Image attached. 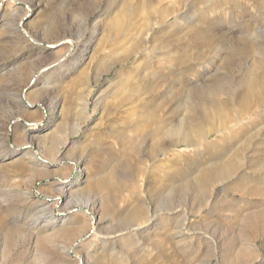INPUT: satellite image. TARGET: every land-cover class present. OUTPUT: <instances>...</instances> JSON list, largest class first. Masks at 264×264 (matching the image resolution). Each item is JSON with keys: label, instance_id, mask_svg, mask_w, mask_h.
<instances>
[{"label": "rangeland", "instance_id": "1", "mask_svg": "<svg viewBox=\"0 0 264 264\" xmlns=\"http://www.w3.org/2000/svg\"><path fill=\"white\" fill-rule=\"evenodd\" d=\"M0 2V264H264V0ZM222 84L184 117L247 121L151 150Z\"/></svg>", "mask_w": 264, "mask_h": 264}, {"label": "bare ground", "instance_id": "2", "mask_svg": "<svg viewBox=\"0 0 264 264\" xmlns=\"http://www.w3.org/2000/svg\"><path fill=\"white\" fill-rule=\"evenodd\" d=\"M1 3L2 2H0V4ZM130 14L131 13L128 14L127 12H125L124 14H122V16L124 15L123 17L119 16V18L115 22H113V25H112V27L109 30L112 33L116 32V34H115L116 37L115 38L118 39L119 37H123V38L129 37V34H127V33L132 28V22H131L132 14L131 15ZM176 18H177V20L180 19L179 16H176ZM165 23H166V18L164 20H161V21H156L155 26H160L161 27V26H164ZM152 30H153V28H150L147 31V33H146L147 37L149 36V34H150V32ZM247 85L248 86L253 85V81H248ZM225 86L226 85L222 84V85H215V86H213L211 88L205 87V88H203L200 91H198L197 89L188 90L185 93V95L180 97V99L178 100L177 104H179V108H181V110H179V112L175 113V115L177 116V119L172 121V123H171L172 126L171 127H167L162 122H160V123L156 122V124H155V125H157L156 126V130L153 131L154 130L153 129L152 130L153 132L150 131V132L147 133L148 134L147 137L148 138L152 137L153 138V142H154L153 145H150L151 146V150L154 151V152L159 150V154H160L159 156L163 155L165 157H167V156L170 157V155L172 153L174 155V153L180 152L181 149H182L181 148L182 146L187 148V149H189V150L190 149L193 150V149H196V148L199 149L203 145H205V143H209L210 142L208 138H209V136L212 133L218 134L220 129L222 131H226V132L230 131L231 132L232 129H236V127L238 128V126L240 124L242 125V123L244 121H247L248 119L245 118L244 115H242V114H239L238 117L236 116L237 119L234 120V121H231V122L223 121L222 114H220L219 110L217 111L218 120H217V123H215V124L212 123V124H209V125H205L204 123H202L199 120L200 116L199 117L194 116L195 112H194V115L191 116V117H186V118L184 117L183 113L185 111L183 110V107L186 109L187 112H188V110L190 112V110L191 109L193 110V108H194L196 110H200L201 109V111L204 112V113H205V109L207 107H209V108L210 107H216V102H215L214 95L217 94V93L224 94L226 89H227V88H225ZM228 90L232 91L231 89H229V87H228ZM262 99H264V98H262ZM217 108H219V107H217ZM133 110L134 109H132L131 112ZM149 111L151 113V112H153V109L150 108ZM135 113H136L137 116H139L138 112H135ZM253 114L255 115V113H253ZM256 115H259V112L256 113ZM153 121H154V112H153V114H152V116H151V118L149 120V124H152ZM38 130H40V128H35V131H38ZM79 130L80 129H78V131ZM214 138H216V136ZM212 144H214V141H213ZM215 166H217V165L215 164ZM231 170H232V163L230 161L227 164H224L220 168H217V167L214 168L213 173L215 175H217V176L222 178V177H224L226 175H230L229 173L231 172ZM206 179H205L204 183L208 184L209 180H208V178H206ZM62 184H66V182H63ZM202 192H203V187H201L199 185V187L196 188V193L200 195ZM61 194L66 196L65 191H63ZM46 209L47 208L41 209V211H45ZM53 217H55V216L54 215L51 216V218L49 220H47L43 226H48L50 223L54 224L55 223V219ZM64 222H65V220H64Z\"/></svg>", "mask_w": 264, "mask_h": 264}]
</instances>
